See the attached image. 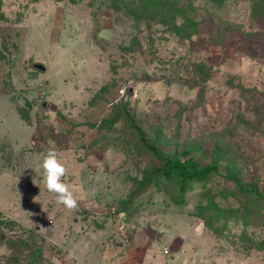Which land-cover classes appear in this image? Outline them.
<instances>
[{"label":"rangeland","instance_id":"obj_1","mask_svg":"<svg viewBox=\"0 0 264 264\" xmlns=\"http://www.w3.org/2000/svg\"><path fill=\"white\" fill-rule=\"evenodd\" d=\"M0 264H264V0H0Z\"/></svg>","mask_w":264,"mask_h":264},{"label":"clouds","instance_id":"obj_2","mask_svg":"<svg viewBox=\"0 0 264 264\" xmlns=\"http://www.w3.org/2000/svg\"><path fill=\"white\" fill-rule=\"evenodd\" d=\"M60 153L51 149L42 157L41 168L46 189L54 194L57 203L63 205L68 211L78 209V201L70 190L68 184L63 182V177L67 174V169L60 160Z\"/></svg>","mask_w":264,"mask_h":264},{"label":"trees","instance_id":"obj_3","mask_svg":"<svg viewBox=\"0 0 264 264\" xmlns=\"http://www.w3.org/2000/svg\"><path fill=\"white\" fill-rule=\"evenodd\" d=\"M19 114L26 123H31L30 115L24 110L20 109ZM213 172H216V169L214 167H206L201 170L191 171L189 170V167L180 160L166 161L164 167L157 171L159 175H164L168 178L172 177L176 173L180 176L182 185L179 186V189L177 190V194L179 195H182L186 192L187 184L193 182H202L208 179ZM234 180L236 181L238 187L243 190L242 182L238 178H234Z\"/></svg>","mask_w":264,"mask_h":264},{"label":"water","instance_id":"obj_4","mask_svg":"<svg viewBox=\"0 0 264 264\" xmlns=\"http://www.w3.org/2000/svg\"><path fill=\"white\" fill-rule=\"evenodd\" d=\"M36 67H37V69H39V70L45 71V67L42 66V65H37ZM125 243H126V240H125L123 237L118 236V238H117V240H116V245H117V246H122V245H124Z\"/></svg>","mask_w":264,"mask_h":264}]
</instances>
